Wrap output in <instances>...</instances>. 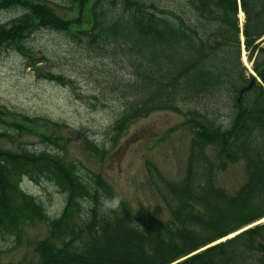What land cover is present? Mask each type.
I'll list each match as a JSON object with an SVG mask.
<instances>
[{
    "label": "trees",
    "instance_id": "trees-1",
    "mask_svg": "<svg viewBox=\"0 0 264 264\" xmlns=\"http://www.w3.org/2000/svg\"><path fill=\"white\" fill-rule=\"evenodd\" d=\"M70 4L74 19L34 0H0L1 11H23L0 25V53L24 54L25 40L39 29L79 41L92 54L121 51L130 73L113 84L123 105L107 133L111 148L131 123L174 112L192 131L184 177L172 182L147 162L148 183L169 219L137 215L121 198L108 219L97 215L99 196L116 194L100 174H81L56 151L0 148V236L18 239L24 226L46 225L48 235L34 250L39 264H264V223L258 224L264 218V0ZM241 36L251 71L242 62ZM5 116L0 109L1 125ZM0 138L13 136L0 130ZM85 143L103 160L106 149ZM236 164L244 182L229 194L214 184V174ZM23 180L54 185L65 197L61 213L49 217L23 191ZM85 201L93 205L88 223L79 215Z\"/></svg>",
    "mask_w": 264,
    "mask_h": 264
},
{
    "label": "rangeland",
    "instance_id": "rangeland-1",
    "mask_svg": "<svg viewBox=\"0 0 264 264\" xmlns=\"http://www.w3.org/2000/svg\"><path fill=\"white\" fill-rule=\"evenodd\" d=\"M34 1L49 6L61 18L77 17L70 0ZM22 13L0 10V25ZM23 45L24 54L12 49L0 53V109L6 115L0 130L13 136L12 140L0 138V148L59 152L81 174H100L135 214L168 220L169 213L148 183L146 163L172 182L184 177L192 138L186 119L174 112L152 113L131 123L111 148L107 133L123 105L113 84L130 73L122 52L108 49L105 55L92 54L79 41L49 29L34 31ZM242 60L251 69L243 51ZM45 74L65 81H50ZM14 124L24 130L10 128ZM41 133L53 137V143L43 142ZM90 137H99V147L107 150L103 160L87 147L85 140L97 144ZM243 182L241 164L215 171L214 184L229 194ZM21 187L43 205L49 217L61 213L65 197L54 185L23 180ZM47 235V226L35 223L24 226L18 239L0 236V264H39L35 246Z\"/></svg>",
    "mask_w": 264,
    "mask_h": 264
},
{
    "label": "clouds",
    "instance_id": "clouds-1",
    "mask_svg": "<svg viewBox=\"0 0 264 264\" xmlns=\"http://www.w3.org/2000/svg\"><path fill=\"white\" fill-rule=\"evenodd\" d=\"M92 139H95L98 146H99V137H90ZM120 197L117 195H113L111 197L101 194L99 196V206L96 208L98 217H105L108 219L112 218V213L114 211L120 210ZM92 203L89 201H85L82 203L81 209H80V219L84 221L85 223H88L92 219ZM12 237H9V240H11Z\"/></svg>",
    "mask_w": 264,
    "mask_h": 264
},
{
    "label": "bare ground",
    "instance_id": "bare-ground-1",
    "mask_svg": "<svg viewBox=\"0 0 264 264\" xmlns=\"http://www.w3.org/2000/svg\"><path fill=\"white\" fill-rule=\"evenodd\" d=\"M241 17V18H240ZM239 18H240V20L242 21L243 20V15H242V13H239ZM264 221V218L260 221V222H263Z\"/></svg>",
    "mask_w": 264,
    "mask_h": 264
},
{
    "label": "water",
    "instance_id": "water-1",
    "mask_svg": "<svg viewBox=\"0 0 264 264\" xmlns=\"http://www.w3.org/2000/svg\"><path fill=\"white\" fill-rule=\"evenodd\" d=\"M243 40V39H242Z\"/></svg>",
    "mask_w": 264,
    "mask_h": 264
}]
</instances>
